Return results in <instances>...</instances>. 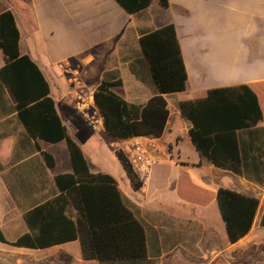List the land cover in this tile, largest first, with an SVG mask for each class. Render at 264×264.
<instances>
[{"label": "crops", "instance_id": "crops-1", "mask_svg": "<svg viewBox=\"0 0 264 264\" xmlns=\"http://www.w3.org/2000/svg\"><path fill=\"white\" fill-rule=\"evenodd\" d=\"M38 1L42 9L34 11V30L40 29L41 13L74 23L82 34L74 56L57 60L49 49L37 51L39 43L24 22V14L36 0H0V14L13 13L21 35L20 52L42 71L57 113L69 137L81 148L90 173L112 176L123 202L144 226L149 264H238L243 241L248 239L247 244L264 237L260 225L264 183L258 185L254 179L212 165L192 143V124L178 106L205 98L213 89L248 85L259 98L263 120L258 127L264 129V0H168L167 9L153 0L138 15L127 14L114 0ZM169 24L177 31L187 88L164 95L170 115L160 138L133 139L143 142L157 160L143 188L135 191L124 168L130 187L94 161L93 154L101 150L104 140L111 141L114 151L126 141H116L105 132L93 94L104 76L113 73L122 80V86L113 92L129 103L146 105L157 91L144 66L139 40L143 33ZM95 30L98 32L93 34ZM61 63L69 67L61 68ZM4 65L0 51V69ZM6 97V104L0 106V232L8 242H14L33 234L26 215L61 194L55 178L74 174V170L66 141L32 140L14 112L16 99L11 90L6 89ZM92 117L98 122L96 131L90 127ZM242 144L262 146V164L256 172L263 176L264 135L254 142L244 137ZM254 150L250 155L258 154ZM45 153L53 158L54 167L47 166ZM220 188L238 190L260 202L252 230L234 244L228 240L217 204ZM67 215L77 221L78 212L72 204ZM0 264L101 263L83 259L78 239L46 249L0 242Z\"/></svg>", "mask_w": 264, "mask_h": 264}, {"label": "trees", "instance_id": "trees-1", "mask_svg": "<svg viewBox=\"0 0 264 264\" xmlns=\"http://www.w3.org/2000/svg\"><path fill=\"white\" fill-rule=\"evenodd\" d=\"M28 1V0H25ZM127 14L138 15L153 0H114ZM167 9L168 0H158ZM20 31L9 10L0 14V51L5 65L0 69V106L7 102L11 90L14 112L32 140L48 143L66 141L74 174L61 175L55 182L61 194L26 215L33 234L8 242L0 232V242L17 248L46 249L80 240L83 259L101 264H149L145 228L125 205L115 179L108 174H92L81 148L68 135L50 87L37 64L20 52ZM144 66L157 93L146 105L129 103L113 92L122 80L108 73L93 94L105 132L116 141L140 137L160 138L169 120L164 95L183 92L188 75L181 46L173 24L145 32L139 40ZM181 115L192 124L190 138L197 151L215 167L254 179L262 185L264 175L257 174L262 164V146H246L243 138L258 141L264 129L258 127L263 111L257 94L248 85L210 90L205 98L181 102ZM256 149V156L250 151ZM115 153L135 191L144 186L121 149ZM48 167L55 163L44 154ZM252 168L254 171H252ZM251 171V175L248 173ZM217 204L225 224L228 240L234 244L252 230L260 202L257 198L220 188ZM73 205L78 218L68 215ZM264 227V214L260 223Z\"/></svg>", "mask_w": 264, "mask_h": 264}, {"label": "rangeland", "instance_id": "rangeland-1", "mask_svg": "<svg viewBox=\"0 0 264 264\" xmlns=\"http://www.w3.org/2000/svg\"><path fill=\"white\" fill-rule=\"evenodd\" d=\"M34 7L30 5L29 11L24 14V22L27 29L29 28L33 38L39 43L37 51L43 52V50L49 49L51 54L57 60L63 59L64 57L74 56L79 51L78 46H80L82 41V34L76 30L74 23L66 21L63 18V20L60 21V17L52 14L41 13L39 16L40 29L39 31L36 29L34 30L36 23L34 11L42 9L38 0H36V5ZM93 15L94 17L97 16L96 14ZM97 32L98 31L95 30L93 31V34H96ZM102 33L105 35V31ZM61 64L66 66L64 63ZM85 100H89V94L85 95ZM73 102H75L74 99ZM98 134H101V132ZM101 138H105V135H102ZM123 148L124 144L119 148L115 147V149L121 150H123ZM93 157L99 167L111 172V174L114 175L124 186L127 185L130 187L128 178L112 147L111 141L104 140L101 145V150L93 154ZM237 192L240 191L237 190ZM213 208L216 210L218 207L215 204ZM247 240L248 239L244 240V243H242L238 249V264H264V237L258 236L256 239H253V241H250L252 243L248 242L246 244L245 242H247Z\"/></svg>", "mask_w": 264, "mask_h": 264}, {"label": "built area", "instance_id": "built-area-1", "mask_svg": "<svg viewBox=\"0 0 264 264\" xmlns=\"http://www.w3.org/2000/svg\"><path fill=\"white\" fill-rule=\"evenodd\" d=\"M67 67H69L68 64H66V66H61V68ZM89 122L90 127L96 130L98 122L93 119V117L89 119ZM123 151L126 154L133 170L139 176L140 180L144 182V180L148 178L153 167L157 164L156 158L151 155L144 143L139 140H127L124 143Z\"/></svg>", "mask_w": 264, "mask_h": 264}]
</instances>
